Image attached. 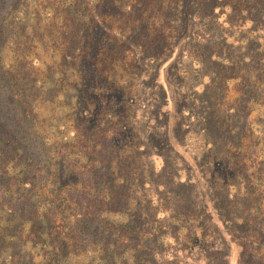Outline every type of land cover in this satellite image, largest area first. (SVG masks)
I'll list each match as a JSON object with an SVG mask.
<instances>
[{
	"label": "trees",
	"instance_id": "trees-1",
	"mask_svg": "<svg viewBox=\"0 0 264 264\" xmlns=\"http://www.w3.org/2000/svg\"><path fill=\"white\" fill-rule=\"evenodd\" d=\"M53 2L46 33L39 27L36 43L27 54L22 51L26 58L6 72L45 158L38 162L15 136L0 138V264H222L225 245L224 256H231L227 264H264V90H257L264 78L259 80L257 73L251 85L245 74L253 72H248L252 63L264 73V43L259 42L264 37V0L194 4L209 2L211 10L225 6L237 11L238 25L248 26L243 42H253L250 50L248 43H237V57H226V87L239 80L234 83L237 101L231 104L243 105L226 102L223 160L215 168L217 159L204 163V197L214 189L224 194L213 206L221 229L218 223H191L198 205L192 203L198 199L193 177H183L175 168L165 178L163 155L149 151L150 143L145 146L124 130L110 136L104 126L112 116L102 111L92 119L89 112L108 92L95 76H102L107 66L99 56L109 43L104 34L112 29L114 11L128 7L124 16L117 14L119 29L142 25L134 41L152 43L149 27L153 38L158 26L173 28L162 12L180 0ZM107 18L108 29L100 34L99 25ZM30 54L33 60L27 58ZM212 56L207 57L210 64L215 63ZM254 107L261 109L259 122L251 119ZM259 144L263 149L256 151ZM156 158H161L159 168ZM207 202L199 206L208 210ZM179 250L185 251L183 259L176 255Z\"/></svg>",
	"mask_w": 264,
	"mask_h": 264
},
{
	"label": "rangeland",
	"instance_id": "rangeland-1",
	"mask_svg": "<svg viewBox=\"0 0 264 264\" xmlns=\"http://www.w3.org/2000/svg\"><path fill=\"white\" fill-rule=\"evenodd\" d=\"M196 1L180 0L178 6L164 8L162 15L166 14L168 20L173 21L169 23L173 28L158 26L159 32L157 31L156 38H153L151 36L154 31L149 27V31L153 32L149 37L154 39L152 43L134 41L142 25L126 26L125 31L119 29L122 19L117 14L121 13L124 16L128 12V7H118L114 11L116 15L112 19L115 20L111 25L112 29L106 30L104 34L105 37H109V43H106L105 53L99 56L106 58L107 66L102 76L99 78L95 76L108 92L99 98L98 103L89 112L92 114V119L102 111L112 116V120L103 125L109 130L110 136L114 132L124 130L134 136L136 141L140 140V143L146 146L150 143L147 147L149 151L152 148V151L163 155L165 178H168L171 175L169 173L175 168H179L183 177H193L198 199L196 200L195 197L192 203L196 202L198 205L196 204L197 208L193 213L195 220L191 223L207 226L218 223L221 229L222 225L219 220L217 221L218 217L213 206L220 204L218 199L224 197V194L214 189L208 191L211 193L210 196L204 197L206 187L204 175L207 177L205 171L208 169L204 163L209 159H217L215 168L218 167L217 163L223 160L226 102L229 103L228 105H235L231 104L237 101L238 97V86L234 83L239 80H230L226 87V79L221 78L224 74L222 68L220 74L216 76L217 67L208 62L206 55L213 51L225 60L226 57H233L231 60H234L238 52L237 43H248L245 46L250 50V43L253 42H243L246 41L244 34L248 26L238 25L240 18L237 11L221 6L216 7L213 12L211 5H206L209 4V0L208 3L201 5L197 12L195 7L192 8ZM53 3V0H0V138L15 136L23 141L28 152L33 154L38 162H43L45 158L43 145L33 133L31 122L25 117L21 102L7 81L6 72L8 66H16L22 58H26L24 54H27L30 46L36 43L35 32L40 31L39 27L42 28V33H46L44 30L50 23L49 15L53 13L51 10ZM39 4H48V7L41 8ZM138 10L140 12L144 9ZM109 21L110 19L107 18L104 26L99 25L102 28L100 34L103 28L108 29ZM132 29L135 31L132 32ZM160 29L164 32H160ZM146 32L147 27L142 33L144 34L142 41H146ZM260 33L261 31L255 35L258 36ZM259 42L264 43V37ZM71 45L73 49L74 44ZM71 49L68 50L70 53ZM29 56L32 55H28V59ZM193 57L203 59V64H200L196 74L192 71V62L195 61ZM258 65L249 64L248 72H253H245L251 85L257 73L260 74L259 80L262 81L264 78V73L259 70ZM201 82H205L207 86H204L202 94L197 93L196 96L195 84L201 86ZM257 90L263 92L264 84ZM194 99H197V102ZM144 104L147 105L146 112L150 116V123L142 117ZM242 105L243 103H237L235 107L242 108ZM205 112L214 116L210 122L201 119ZM260 112V107H254L251 119L259 122ZM191 113L195 118L191 117ZM221 124L225 125V129H219L218 126ZM148 125L152 126L151 133L146 131ZM97 131L98 129L92 132L95 134ZM257 134L261 136V132ZM256 138L254 134L252 141ZM127 139L128 136L124 137L125 141ZM208 141L213 142L212 145H208ZM154 145L156 148L153 150ZM261 149H263L262 145L259 144L255 150L261 151ZM154 165L159 168L161 158H156ZM211 167L212 165L209 166ZM223 171L220 170L221 173ZM165 178L162 175L160 180ZM203 201H208V210L200 207ZM222 205L226 206V203ZM220 207L225 213L221 205ZM209 215H212V221ZM210 235L217 234L210 233ZM178 252L177 257L183 259L182 255L185 251ZM225 253H227L226 245L222 249V264H225V261L227 264L231 260V256H224Z\"/></svg>",
	"mask_w": 264,
	"mask_h": 264
},
{
	"label": "flooded vegetation",
	"instance_id": "flooded-vegetation-1",
	"mask_svg": "<svg viewBox=\"0 0 264 264\" xmlns=\"http://www.w3.org/2000/svg\"><path fill=\"white\" fill-rule=\"evenodd\" d=\"M195 6V5H194ZM200 6H195V10L198 12V9H199ZM216 10V9H215ZM215 10H212L213 12ZM213 48V47H212ZM210 55H213L212 58L214 57L215 59V63L214 65H216L217 67V71H216V76H218L220 74V69L222 68V71L224 72V74H222L221 78L223 79H226V60L223 59L220 55H217L215 54L213 51H210L206 57L210 56ZM195 60V59H194ZM193 61V60H192ZM193 73L196 74L197 73V69L198 67L200 66V64H203V59H200L198 58L197 60L193 61ZM201 86L198 85V83L195 84V87H194V90H195V95L197 93L199 94H202V92L204 91V86H207L206 83L204 82H201ZM197 96V95H196ZM195 102H197V99H194ZM147 105H143V114H142V117L145 119L146 122L150 123V116L147 114ZM210 114H208V112L204 113V115L201 116V119L203 121H205V119L209 116ZM191 117L193 118V114L191 113ZM195 118V117H194ZM147 133H151L152 131V126L148 125L147 127ZM146 146V145H145ZM146 148V147H145Z\"/></svg>",
	"mask_w": 264,
	"mask_h": 264
}]
</instances>
